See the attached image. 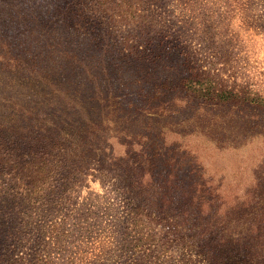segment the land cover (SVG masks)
I'll list each match as a JSON object with an SVG mask.
<instances>
[{"label":"rangeland","instance_id":"obj_1","mask_svg":"<svg viewBox=\"0 0 264 264\" xmlns=\"http://www.w3.org/2000/svg\"><path fill=\"white\" fill-rule=\"evenodd\" d=\"M141 1L0 0V36L12 44L20 61L31 65L28 71L35 67L48 72L44 97L52 96L54 89L84 94L87 85L81 82L89 67L104 76L98 75V83L105 92L112 82L117 94L124 95L119 101L126 103L133 88L134 66L126 54L145 29L140 25L142 18L128 13L126 2L142 8L138 14L151 10V16L161 21L165 32L178 37L184 49L175 51H181L180 56L168 53L159 66L162 82L166 81L160 88L162 97L175 111L163 112L155 117L152 128L141 129L149 136L144 141L147 154L163 148L157 161L163 170L161 174L155 170L154 176L163 187L155 196L174 199L189 184L206 183L216 190L213 196H221L209 223L216 222L213 229L222 222L235 230L236 211L227 219L230 204L223 205L226 198L239 197L253 187L258 175L264 177L263 139L243 140L257 121L264 120V110L211 107L170 87L184 73L187 51L204 68L220 72L228 83L264 91V0ZM74 54L81 63L75 62ZM25 75L16 67L0 64V135L23 134L21 143L39 135L32 126L29 131L15 129L31 121L24 124L16 119L13 109L20 104L30 107L39 99L35 83L25 80ZM174 95L185 100L168 102ZM223 117L226 122L214 126ZM56 122L62 123L60 119ZM11 125L14 129H7ZM106 143L113 144L114 156L124 155L127 149L114 137ZM35 145L32 142L30 148ZM169 158L179 168L172 182L166 172ZM91 160L84 179L60 178L48 183V177L23 176L12 181L0 174V264H208L196 255L198 247L192 244L202 229L174 230L170 221L150 226L149 208L139 205H150L154 197L128 199L123 192L126 184L100 176L99 157ZM50 185L56 188L48 189ZM172 206L170 213L180 209Z\"/></svg>","mask_w":264,"mask_h":264},{"label":"trees","instance_id":"obj_2","mask_svg":"<svg viewBox=\"0 0 264 264\" xmlns=\"http://www.w3.org/2000/svg\"><path fill=\"white\" fill-rule=\"evenodd\" d=\"M126 4L128 13L142 18L140 25L145 27L135 39L133 48L126 54L131 55L134 60L131 72L134 89H130L127 94L129 101L126 103L119 101L124 95L117 94L112 88V82L105 92L98 83V75L102 74L93 72L89 67L86 69L88 76L81 82L87 85L84 94L82 91L74 95L68 91L54 89L52 96L44 97L45 88L50 81L48 72L35 67L28 71L27 68L31 65L20 61L13 53L12 44L0 36V64L16 67V71L24 72V79L35 83L36 94L39 96L32 106L20 104L19 109L14 108L12 112V116L24 124L31 121L30 125L23 127L12 121L14 125L17 124L15 129L29 131L32 126L39 130V135L23 143L19 142L23 134L9 132L10 137L0 135V174L12 181L21 180L23 176L48 177V183L60 178L84 179L90 171L91 158L99 157L100 176L124 182L126 185L123 192L129 195L128 199L135 202L141 198L154 197L150 205H139V208H149L150 226L170 221L169 224L174 225V230L178 227L202 229L201 234L194 237L192 244L198 247L196 255L208 264H264L263 175H258L253 187L251 184L239 197L225 199L223 208L230 204L227 219L234 210L236 211L235 230H230L222 222L213 229L216 222L209 223L211 210L220 201L221 196H213L216 190L206 183H191L189 187L184 188L182 195L174 199L155 196L156 193H161L163 187L162 183H157L154 179L155 170L156 174H161L163 170L158 168L157 164L163 148L154 151L152 155L147 154L144 141L149 136L141 129L152 128L155 117L163 112L175 111L167 106V101L162 97L160 88L166 81L162 82L159 66L168 53L175 52L178 48L183 49V45L178 37L173 38L172 33L163 30L161 21L151 16V10L138 14V10L143 11L142 8L132 2ZM175 53L179 56L183 54L181 51ZM189 54L185 51L182 62L184 73H181L176 85L170 87L171 89L178 87L181 92L191 94L211 107H255L264 110V91L255 90L248 84H230L220 72L204 68L195 55ZM72 58L81 63L77 54ZM76 74L81 75L79 72ZM171 81L173 83V80ZM174 99L185 100V97L174 95L168 102ZM120 112H125L126 115L119 116ZM56 119H60L62 123H57ZM33 122L35 123L32 125ZM217 122L225 123L226 119L223 117L213 122L214 126ZM14 125L7 129H14ZM134 125L140 130L133 129ZM113 137L119 145L127 148L124 155L114 156L113 144L106 143ZM254 138L264 141V120L257 121L250 134L243 140ZM32 142L36 145L30 148ZM136 145L140 148H136ZM108 151L109 154L106 153ZM28 157H32V160ZM169 164L170 168L165 170L168 181L172 182L170 178L177 177L176 171L179 172V168L174 167L177 164L175 165L173 158H169ZM261 169H264V164ZM49 188L55 189L56 186L50 185ZM192 188H195V192H192ZM173 203L180 209L176 212L173 209L174 213H170L169 209L174 207Z\"/></svg>","mask_w":264,"mask_h":264}]
</instances>
